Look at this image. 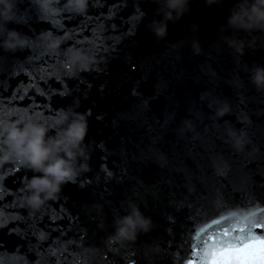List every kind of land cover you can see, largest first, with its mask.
I'll return each mask as SVG.
<instances>
[{"label":"water","instance_id":"water-1","mask_svg":"<svg viewBox=\"0 0 264 264\" xmlns=\"http://www.w3.org/2000/svg\"><path fill=\"white\" fill-rule=\"evenodd\" d=\"M234 2L225 0L224 5L210 8L203 0H194L188 14L179 22L168 25V35L161 41L146 27L149 21L157 18L154 17L151 0H129L130 7L122 10L115 20L109 19L114 0H104L102 6H89L84 16L63 14L46 21L37 18L31 0H13L14 19L5 25L7 29L35 38L40 32H51L56 26L53 35L62 38L61 49L65 44L67 47L59 56L34 54L30 63L25 60L27 52H18L14 56L0 55V76L5 77L2 86L6 89L4 99L0 100V118L14 120L24 117L36 122L47 119L54 125L58 119L56 114L66 109L73 97H79V111H88L89 114L86 141L92 143L94 150L91 153V171L81 178L84 181L91 178V183H85L83 188L78 184L65 185L61 196L48 202L44 211L35 217L28 218L18 206L13 208L21 193L17 182H8L11 198L0 202V215L10 219L14 212L23 211L24 220L28 222L24 230L28 235L9 236L4 233L0 236V264H25L26 260L29 264H167L163 253L158 250L166 249L169 244H174L169 256L194 259L182 245L185 235L179 230L173 241L165 221L171 210L166 203L157 202L156 190L152 187L158 176L157 165L148 161L141 163L139 159V149L149 145V125H154L156 120L163 123L168 114H172L174 119L164 130V143L158 147L169 155L174 164L194 167L201 177L206 176L212 183L227 184L230 188L260 189L264 183V90L254 87L249 72L257 66L264 67V32L227 29L225 18ZM137 5L144 6L146 15L137 27L135 38L125 37L120 46L115 47L119 37L112 32V24L126 30L125 21ZM193 24L198 26L195 31L191 28ZM65 31L67 40L64 39ZM228 39H239L246 45L253 42V49H246L242 56L243 65L238 62L239 56L227 47L225 41ZM193 40L200 43V55H193ZM105 41L113 45L97 47ZM77 43L78 47L75 46ZM68 48H80L89 53L107 50L109 60L106 66H100L99 71L77 74V80L82 79L83 84L78 82L69 90L73 93L70 98L53 97L49 114L48 104L35 95L33 85H39L49 75H62L66 71L64 64ZM45 55L49 60L37 67ZM132 63L136 65L135 71L130 67ZM209 70L216 72L212 85L206 83ZM9 76L11 80L7 78ZM161 79L168 82V88L157 95ZM213 88L218 94L216 99L228 102L231 112L238 116L244 114L250 121L243 127L248 143L241 150H236L231 143H224L212 151L215 145L210 139L209 125H214L216 119L213 110L201 109L202 105H208L209 98L201 100L200 97L205 92L212 96ZM133 91L137 95H133ZM17 93L19 96L30 93L29 99L20 100ZM142 100L148 105L147 123L135 118L137 105ZM226 118L235 123L234 117ZM185 124L190 128H185ZM197 144H206L208 149L193 151ZM217 166L226 170V178L215 175ZM103 167L114 171L117 176L121 170L127 169L134 179L124 182L111 179L105 184L107 177ZM17 168H21L20 165L10 161L0 167V175L16 174L14 170ZM105 186L109 189L107 193L103 192ZM2 187L3 183H0ZM129 200H135L142 213L152 218L154 229L148 234H138L135 243L114 246L116 251H111L105 246V240L113 231L114 218L124 213V205ZM96 204H103L107 213L106 226L102 230L96 228L93 219V206ZM256 206L259 207L258 201ZM249 210L240 206L237 197L235 207L216 216L209 213L211 227L196 241L201 250L212 243L210 236L220 240L222 233L229 229L230 237H241L243 233L239 229L250 226V221L244 220ZM76 216L80 217L79 231L74 219ZM212 219L219 223L212 224ZM176 227L181 229L184 223L178 220ZM253 231L264 235L262 230ZM32 232L37 237L43 234L46 242L34 238ZM78 235L84 236L83 241ZM85 249H98V255L92 257ZM174 264L179 262L174 261Z\"/></svg>","mask_w":264,"mask_h":264},{"label":"clouds","instance_id":"clouds-1","mask_svg":"<svg viewBox=\"0 0 264 264\" xmlns=\"http://www.w3.org/2000/svg\"><path fill=\"white\" fill-rule=\"evenodd\" d=\"M194 0H151L154 5L153 20L146 24L147 29L158 40H165L168 35V25L179 22L191 10ZM33 9L40 21L63 14L84 16L89 9L91 0H31ZM207 7H220L225 0H203ZM13 0H0V52L15 55L25 53V60H33V54H56L61 50L62 38L50 31H42L35 38L15 29H7L6 24L13 21ZM227 29L236 32H264V0H235L225 18ZM193 31L198 26H191ZM224 27H221V31ZM228 48L238 56H243L246 49H253V42L245 44L239 39L225 41ZM176 46L173 45V48ZM193 55L202 52L198 40L191 44ZM31 53V54H29ZM109 60L107 50L91 53L80 48H68L64 67L70 75L91 73L106 66ZM211 76H215L214 71ZM249 79L257 90H264V67L257 66L249 72ZM208 100V107L213 110L214 118L220 119L231 112V106L226 101L210 99L211 93L201 94L200 99ZM81 100L73 97L71 104L61 110L55 120V130L47 119L39 122L20 117L18 119L0 118V167L15 161L27 175L21 181V193L17 206L24 210L28 218L44 211L50 201L57 200L67 184L85 186L81 178L91 171L92 143L86 137L89 129L88 111H79ZM241 122L247 121L242 114ZM185 128H190L185 124ZM52 132V134H50ZM226 143L236 150H241L248 143L247 133L241 128L236 135H227ZM93 218L101 220L104 215V205L93 206ZM114 228L105 240V246L116 251L114 246L124 247L136 242L138 234H148L154 229L151 217L145 216L135 200H129L124 205V213L114 218ZM98 249H85L92 257L98 255ZM213 257L206 256V259ZM240 258L249 264H264V253L259 246H253L250 253L240 254ZM219 259V258H217Z\"/></svg>","mask_w":264,"mask_h":264},{"label":"snow or ice","instance_id":"snow-or-ice-1","mask_svg":"<svg viewBox=\"0 0 264 264\" xmlns=\"http://www.w3.org/2000/svg\"><path fill=\"white\" fill-rule=\"evenodd\" d=\"M103 3L104 0H92L90 6H102ZM129 7V0H114L112 9L109 10V19L115 20L122 10ZM145 15L144 6L137 5L125 21L126 30L118 29L115 23L112 24V32L117 33L119 37L115 43V47H119L120 41L125 37L135 38L137 27L139 23L142 22ZM0 27H3V25H0ZM60 27L63 28L62 25H60ZM51 32H56V26H53ZM84 35L87 36V32H85ZM67 36L68 33L65 31V40H67ZM100 39L103 40L104 37L101 36ZM104 45L111 46L113 44L105 41V43L99 44L97 47H102ZM75 46L78 47V43ZM66 47L67 45L65 44L61 52L54 55H61L63 49ZM2 54L3 53L0 52V55ZM237 59L238 62L243 65L242 56H239ZM45 60H49L47 55H45L43 60L39 61L37 67L43 64ZM157 62L159 63V61ZM130 67L133 71L136 70L135 63H132ZM239 74L240 70L238 69L237 75ZM208 77L209 79L206 83L212 85L216 75L211 76L209 73ZM7 78L11 80L10 76ZM4 79V76H0V100L4 99V92L6 91L2 86ZM78 82L83 84L82 79L78 81L75 74L70 75L65 71L62 75H49L48 79H42L40 84L33 85V88L36 89L35 95L40 96L41 101L48 104V113L51 114V99L53 97L70 98L73 93L69 90L74 88ZM167 88L168 82L161 79L157 85V95L166 92ZM29 94L30 93H25V95L19 96V93H17L20 100L29 99ZM132 94L137 95L135 91H133ZM216 97H218V94L213 88V95L210 99H216ZM40 106L41 105H37V107ZM201 109H207V111L211 112L208 105H202ZM147 112V102L142 100L137 105L135 118L147 123ZM59 113L60 112L56 115L59 116ZM226 117H234L235 123H233V120L227 119ZM240 117L241 116H238L236 113L230 112L223 118L217 119L214 125H209L210 139L215 145L212 149L213 152H215L216 147H222L223 144L226 143L227 135H236L241 128L250 123L249 120L242 123ZM172 119H174L172 114H168L165 116L163 123L160 120H156L154 125H149V145L139 149V159L141 163L148 161L154 162L157 165L158 176L152 187L156 190L155 196L157 197V202L166 203L171 210L170 214L165 218L167 227L172 233L173 241H175V233L178 230L181 234L185 235V239L182 240L181 243L195 258L189 259L169 256V253L173 250L174 244H169L166 249H159L158 252L163 253V259L166 260L167 264H174V261H178L179 264H249L248 261L240 258V254L252 252L253 246H259L260 251L264 253V235H258L253 231V229L264 231V183L261 184L258 191L255 187L252 189L230 188L227 184L221 185L212 183L206 176L201 177L194 167L187 164L180 167L174 164L172 160H170L169 155L162 148L158 147V145L164 143V130L168 127ZM237 125H239V127H237ZM53 130H55V124L53 125ZM207 149L208 146L206 144H197L193 151ZM135 158L136 157H134V159ZM14 172L16 174L9 173L0 175V183H3V187L0 188V202L5 198H11V193H8V182L10 180L15 181L20 188L21 185L19 182L27 175L22 167L15 169ZM103 172L107 177L105 184L111 179H117L118 182L134 179L129 176L127 169L121 170L118 176L107 167H103ZM215 175L217 177L226 178L227 172L217 166ZM85 183L90 184L91 178L85 180ZM13 191H15V189H13ZM108 191V187L105 186L103 192L107 193ZM5 193H7V196L4 195ZM237 197L239 198L241 207L251 209L248 211L247 215L244 216L245 221H250V226L239 229V231L243 233L241 237H230L229 231H231V229L224 231L220 240H217L214 236H210L209 240L212 241V243L201 250L200 245L196 243V241L200 240L202 234L207 232L208 228L211 227L208 223V220L211 219L209 213H211L212 216H216L230 207H235ZM257 201L259 202V207L256 206ZM16 206L17 204L13 203V208ZM24 216L25 213L23 211L14 212L10 219H5L0 215V236L4 233H7L9 236H27L28 231L24 229L26 225H28V222L24 220ZM106 217L107 213L104 212L103 221L93 218L97 229H104L106 226ZM61 218H63V215ZM181 218L183 219L181 220ZM69 219L71 220L72 218L70 217ZM74 219L79 231L80 217L76 216ZM178 220L184 223V227L181 229H177L176 227ZM53 223H55V218H53ZM211 223L218 224L219 221L212 219ZM29 227H34V225H29ZM63 231L64 229H61V232ZM32 236L39 241L46 242L43 234L37 237L36 233L32 232ZM78 238L83 241L84 236L78 235ZM0 243H2V240H0ZM70 243H74V241H70ZM37 255H39V252H37ZM206 256H211L213 258L206 259ZM25 264H29V262L26 260Z\"/></svg>","mask_w":264,"mask_h":264}]
</instances>
